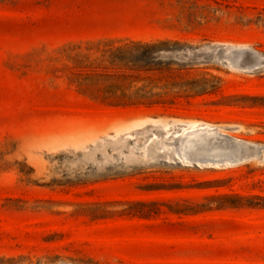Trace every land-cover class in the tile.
Masks as SVG:
<instances>
[{
  "label": "rangeland",
  "instance_id": "1",
  "mask_svg": "<svg viewBox=\"0 0 264 264\" xmlns=\"http://www.w3.org/2000/svg\"><path fill=\"white\" fill-rule=\"evenodd\" d=\"M157 39L211 91L109 106L62 53ZM0 264H264V0H0Z\"/></svg>",
  "mask_w": 264,
  "mask_h": 264
},
{
  "label": "trees",
  "instance_id": "2",
  "mask_svg": "<svg viewBox=\"0 0 264 264\" xmlns=\"http://www.w3.org/2000/svg\"><path fill=\"white\" fill-rule=\"evenodd\" d=\"M62 53L81 92L109 106L154 108L211 91L205 78L185 77L190 65L175 62L189 58L178 41L72 42Z\"/></svg>",
  "mask_w": 264,
  "mask_h": 264
},
{
  "label": "bare ground",
  "instance_id": "3",
  "mask_svg": "<svg viewBox=\"0 0 264 264\" xmlns=\"http://www.w3.org/2000/svg\"><path fill=\"white\" fill-rule=\"evenodd\" d=\"M191 135H192V133H191ZM183 137H184V136H183ZM191 137H192V136H191ZM186 140L190 141V139H189V138H188V139H186ZM188 141H187V142H188ZM185 142H186V141H185ZM193 143H194V142H193Z\"/></svg>",
  "mask_w": 264,
  "mask_h": 264
}]
</instances>
